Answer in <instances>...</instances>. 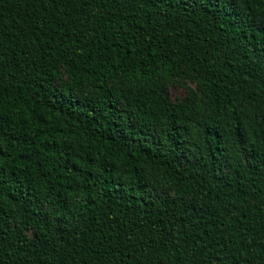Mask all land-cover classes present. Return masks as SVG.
<instances>
[{"label": "trees", "instance_id": "16d2710c", "mask_svg": "<svg viewBox=\"0 0 264 264\" xmlns=\"http://www.w3.org/2000/svg\"><path fill=\"white\" fill-rule=\"evenodd\" d=\"M0 264H264V0H0Z\"/></svg>", "mask_w": 264, "mask_h": 264}, {"label": "rangeland", "instance_id": "374dc122", "mask_svg": "<svg viewBox=\"0 0 264 264\" xmlns=\"http://www.w3.org/2000/svg\"><path fill=\"white\" fill-rule=\"evenodd\" d=\"M196 88V82L187 78H175L169 82L171 97L174 101L182 99L187 94V88Z\"/></svg>", "mask_w": 264, "mask_h": 264}]
</instances>
